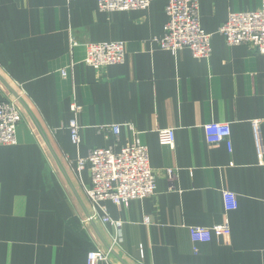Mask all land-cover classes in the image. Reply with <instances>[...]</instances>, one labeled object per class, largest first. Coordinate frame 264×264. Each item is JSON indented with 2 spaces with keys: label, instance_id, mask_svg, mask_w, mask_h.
Wrapping results in <instances>:
<instances>
[{
  "label": "crops",
  "instance_id": "0c3cea01",
  "mask_svg": "<svg viewBox=\"0 0 264 264\" xmlns=\"http://www.w3.org/2000/svg\"><path fill=\"white\" fill-rule=\"evenodd\" d=\"M167 1L105 12L97 0H0V101L17 98L23 116L18 143L0 146V264H87L90 251L110 246L111 264H264V54L218 32L231 11L262 0H200L212 33L203 59L152 40L164 34ZM108 41L125 42V62L86 65L87 44ZM210 122L231 125V147L206 141ZM108 124L121 125L118 138ZM164 129L174 142L160 139ZM136 134L157 189L125 206L104 201L117 226L103 221L86 192L89 166L77 163L94 147L119 151ZM225 190L238 195L236 209L225 210ZM215 225L228 232L192 241L190 226Z\"/></svg>",
  "mask_w": 264,
  "mask_h": 264
},
{
  "label": "built area",
  "instance_id": "2783aa9c",
  "mask_svg": "<svg viewBox=\"0 0 264 264\" xmlns=\"http://www.w3.org/2000/svg\"><path fill=\"white\" fill-rule=\"evenodd\" d=\"M99 8L105 12L147 9L153 0H97ZM168 21L162 36L153 37L160 50L174 53L183 49L191 51L195 58L209 57L212 52V33L202 26L200 0H168L166 5ZM226 43L230 46L245 44L264 54V0L260 8L247 11H231L228 19L219 27ZM74 46L76 45L73 42ZM126 44L124 41H108L88 43L86 46V65L96 70H103L126 60ZM71 62L61 74L66 77L74 67ZM17 98H4L0 101V146L16 145L18 143V126L23 120ZM75 116L70 120L69 129L73 143H80L81 125L78 113L81 106L72 105ZM258 152L262 153L260 142L259 121L253 123ZM102 128L111 130L118 138L121 125L108 124ZM206 141L210 144L227 142L231 147L232 129L229 123L210 122L204 125ZM160 139L172 143L175 139L173 129L159 132ZM81 170L89 166L91 183L86 192L93 204L105 212L104 222L120 226L121 221L113 220L105 210L103 202L111 200L117 205L125 206L130 201L144 199L156 193L157 173L150 163L149 149L143 139L136 134L132 139L121 145L119 151L113 147H94L87 157L78 159ZM170 175L173 171L170 170ZM223 203L226 211L238 207V195L232 191H223ZM89 219L93 220L90 216ZM228 232V227L190 226L189 232L194 243L207 242L213 237V232ZM110 246L107 249L92 250L88 253L87 264H111Z\"/></svg>",
  "mask_w": 264,
  "mask_h": 264
},
{
  "label": "rangeland",
  "instance_id": "374dc122",
  "mask_svg": "<svg viewBox=\"0 0 264 264\" xmlns=\"http://www.w3.org/2000/svg\"><path fill=\"white\" fill-rule=\"evenodd\" d=\"M8 98H10V97H8Z\"/></svg>",
  "mask_w": 264,
  "mask_h": 264
}]
</instances>
